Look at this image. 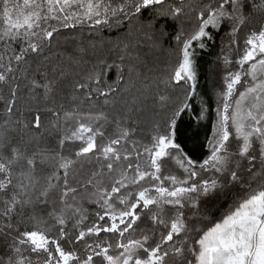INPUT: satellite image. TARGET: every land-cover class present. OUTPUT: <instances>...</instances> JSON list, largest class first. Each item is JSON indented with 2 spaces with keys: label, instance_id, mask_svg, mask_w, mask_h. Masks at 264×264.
<instances>
[{
  "label": "snow or ice",
  "instance_id": "snow-or-ice-1",
  "mask_svg": "<svg viewBox=\"0 0 264 264\" xmlns=\"http://www.w3.org/2000/svg\"><path fill=\"white\" fill-rule=\"evenodd\" d=\"M127 25L173 45L157 88L187 86L147 140L138 97L124 100L135 64L85 61L82 42L68 66L48 55L76 42L65 33ZM224 29L232 55L218 58L215 123L207 154L193 158L178 132L196 94L195 50ZM170 99L158 94L161 107ZM46 125L54 143L40 146ZM229 194L220 217L204 214ZM98 262L264 264V0H0V264Z\"/></svg>",
  "mask_w": 264,
  "mask_h": 264
},
{
  "label": "trees",
  "instance_id": "trees-1",
  "mask_svg": "<svg viewBox=\"0 0 264 264\" xmlns=\"http://www.w3.org/2000/svg\"><path fill=\"white\" fill-rule=\"evenodd\" d=\"M186 3L195 5L199 3V0H186ZM176 23L179 25L181 22L177 21ZM183 23L185 27L188 26L187 19L183 20ZM130 30L133 32L132 36L128 35ZM65 35L75 36L76 42L72 43L70 41L65 44L62 41L58 47L53 48L48 53L53 63L63 60L65 65L68 66V55L75 54L74 50L77 44L82 42L87 49V52L83 54V60L85 61H90L93 57L99 56H111L112 60L118 61L119 57L124 55L125 64L133 63L136 65L137 71L132 73L130 77H125L128 84L124 86L128 87L130 91L124 95V100L130 101L132 96L138 97V107L141 110L134 113V118L138 119L139 122L137 138L147 140L153 122L162 121L171 114L172 107L177 103V97L180 100L184 99L186 85L167 89L163 86L160 88L156 86L165 74L168 65L173 63L175 59L172 52L173 45L169 42L162 40L159 45L154 47L151 42L141 39L132 25L121 26L120 29H105L100 32H92L88 28H84L74 33H65ZM138 40L139 43H137ZM118 43L121 44V49L124 43H129L130 48L126 52L121 49L113 51ZM227 43V29H224L215 36V39L208 42L207 47L204 49L196 48L195 50L197 85L203 91L205 97L199 100L197 95L199 90L196 89V94L188 101L192 107L181 115L178 132V142L193 158H202L208 151L207 141L211 136L212 127L215 123V109L218 101L217 91L220 87L221 77L224 74L223 62L218 58L224 54H230ZM91 44H95L96 48L93 49ZM77 59H80V57L77 56ZM74 67L77 71H83L87 68V64L81 63ZM69 70L71 71L72 68L70 67ZM146 82L151 84L148 89L144 87ZM161 92L171 97L166 107H161L158 102V94ZM202 108H207L204 119L199 118ZM122 109L123 104L118 97L116 111ZM46 128L47 125L45 130H42V134L37 136V142L40 146L46 143H54ZM32 135V133H28L25 138L30 139ZM167 170L176 171L172 164L167 165ZM233 198V195L229 194L207 203L204 205V214L212 219L220 217L233 202Z\"/></svg>",
  "mask_w": 264,
  "mask_h": 264
},
{
  "label": "rangeland",
  "instance_id": "rangeland-1",
  "mask_svg": "<svg viewBox=\"0 0 264 264\" xmlns=\"http://www.w3.org/2000/svg\"><path fill=\"white\" fill-rule=\"evenodd\" d=\"M198 87L199 86L197 85V90H199V91H197V93H198L197 95H198L199 100H202V99H204L205 96H204L203 91L201 89H199Z\"/></svg>",
  "mask_w": 264,
  "mask_h": 264
}]
</instances>
